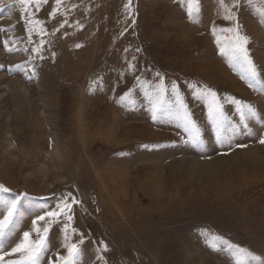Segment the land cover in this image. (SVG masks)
<instances>
[{"label":"rangeland","instance_id":"1","mask_svg":"<svg viewBox=\"0 0 264 264\" xmlns=\"http://www.w3.org/2000/svg\"><path fill=\"white\" fill-rule=\"evenodd\" d=\"M128 3L47 0L39 11L29 5L41 22L29 25L19 0H0V185L9 189L0 191V220L18 201L0 251L74 198L72 220L50 226L41 264L67 255L66 224L68 243L84 241L79 264H237L230 251L208 246L211 235L261 264L264 0H241L235 21L223 19L217 0H200L195 22L181 0H131L130 10ZM237 23L254 79L228 54L232 34L222 30ZM161 77L166 100L177 85L199 142L186 143L192 132L177 115L153 118ZM204 89L223 105L221 126L193 94ZM233 100L256 110L247 128Z\"/></svg>","mask_w":264,"mask_h":264},{"label":"snow or ice","instance_id":"2","mask_svg":"<svg viewBox=\"0 0 264 264\" xmlns=\"http://www.w3.org/2000/svg\"><path fill=\"white\" fill-rule=\"evenodd\" d=\"M47 0H19V4L23 6L24 14L29 17L28 24H39L41 23L39 20H32L31 16L33 13L28 11V7L30 4L35 5V10L39 11L40 5L42 3H46ZM186 2V14L190 20L197 19L200 11L201 4L200 0H181V4L183 5ZM241 0H232V4L229 6L225 3V0H217V4L219 8L223 11V19L228 21H235L236 14L233 11V8H237L240 6ZM57 4L61 3V0H56ZM247 3L251 6L252 0H247ZM126 9L131 8V0L129 3L125 5ZM259 14L264 16V7L258 9ZM56 9L53 10L51 15H54ZM240 25L237 23L235 27H230L223 29L222 31L231 33L230 45L228 47V54L235 60L242 61L248 69L250 76L254 79L257 76L255 65L251 60L248 50L245 47L248 44V37L240 34L239 32ZM33 29L31 27L28 28V31L31 32ZM0 31H5V29L0 28ZM40 33L43 34V29L40 30ZM213 34L215 35V28L213 29ZM7 48V45H5ZM76 47H80V45H76ZM11 51V49H7ZM33 51L39 53L41 51L40 47L35 48ZM222 54L224 51L222 50ZM42 58V57H41ZM19 68V65H16ZM131 67V66H130ZM139 80V77H137ZM159 95L152 102V113L153 118L155 119L157 115L160 114H175L180 119L184 121L186 129H190L192 135H190V139L187 142H199L200 140V132L199 128L195 124V122L191 119V116L188 112L187 105L184 103L183 98L181 97L177 85L173 82L171 89V98H164V86H163V78L161 77V83L157 86ZM190 87H192L190 85ZM195 96L203 97L208 101V119L212 121L214 124L221 126L226 120L225 112L223 109V105L220 103L219 99L215 92L211 89H204L203 91L193 93ZM125 95H128L127 93ZM124 97H121L123 100ZM232 103L238 105V110L241 117V124L247 128V124H245V120L249 117H254L256 115V110L247 104L242 103L241 101L233 100ZM233 133L239 131L238 128L233 126ZM260 143L264 144V138L260 140ZM243 147V145H238ZM0 191L8 192L9 189L5 188L3 185H0ZM17 203L18 201L13 200L8 203L7 215L4 216L3 220H0V237L5 236L6 230L9 228V225L13 222V218L17 212ZM78 203L74 198L72 199V203H67L65 201H61L60 204L57 205L58 210L47 211L44 215L37 216L36 219L32 221L31 231L23 232L22 239L19 240L15 246L11 247L10 250L0 251V264H41V258L44 253L48 250V233L50 226L53 223H56L61 217H65L69 222L72 220L71 215L68 213L71 211L72 204ZM46 217L48 220L46 221L45 226L41 230V228L37 227L38 221H45ZM70 224H66L64 226L65 232V247L67 250V255L57 254L56 260H49L48 264H79V256H80V246L84 243L83 239L79 241V243H68L70 237L67 235L68 228ZM73 232L75 229L72 230ZM36 233V237L32 238V233ZM202 235H208V233H202ZM208 246L212 249L224 248L232 253L234 257H236L237 264H247L248 261H260L261 258L255 254H253L250 250L245 247L238 246L235 243H230L228 240L223 237L217 235H211L210 241L208 242ZM105 251L107 248L105 246ZM16 256L15 259H5L6 257ZM264 264V262H261Z\"/></svg>","mask_w":264,"mask_h":264}]
</instances>
